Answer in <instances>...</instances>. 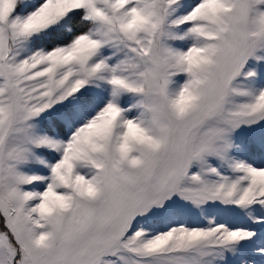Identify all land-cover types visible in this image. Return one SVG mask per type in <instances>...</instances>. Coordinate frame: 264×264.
I'll use <instances>...</instances> for the list:
<instances>
[{
	"label": "snow or ice",
	"instance_id": "snow-or-ice-1",
	"mask_svg": "<svg viewBox=\"0 0 264 264\" xmlns=\"http://www.w3.org/2000/svg\"><path fill=\"white\" fill-rule=\"evenodd\" d=\"M0 264H264V0H0Z\"/></svg>",
	"mask_w": 264,
	"mask_h": 264
}]
</instances>
